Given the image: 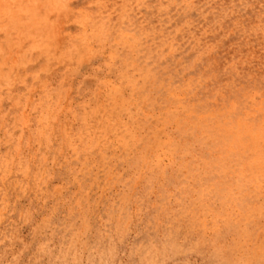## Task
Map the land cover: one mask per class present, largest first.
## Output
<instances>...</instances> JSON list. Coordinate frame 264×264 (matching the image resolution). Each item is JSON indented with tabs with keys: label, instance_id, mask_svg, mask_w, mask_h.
<instances>
[{
	"label": "rangeland",
	"instance_id": "rangeland-1",
	"mask_svg": "<svg viewBox=\"0 0 264 264\" xmlns=\"http://www.w3.org/2000/svg\"><path fill=\"white\" fill-rule=\"evenodd\" d=\"M0 264H264V0H0Z\"/></svg>",
	"mask_w": 264,
	"mask_h": 264
},
{
	"label": "bare ground",
	"instance_id": "bare-ground-1",
	"mask_svg": "<svg viewBox=\"0 0 264 264\" xmlns=\"http://www.w3.org/2000/svg\"><path fill=\"white\" fill-rule=\"evenodd\" d=\"M166 2V1H165ZM167 4V3H166ZM169 6V5H168ZM175 12V11H174ZM32 32V31H31ZM260 108V107H259ZM72 110V109H71ZM7 113V112H6ZM81 114V113H80ZM104 114V113H103ZM89 129V128H88ZM160 131V130H159ZM3 132V131H2ZM41 134V133H40ZM126 134V133H125ZM21 137V136H20ZM236 137V136H235ZM52 138V137H51ZM241 139V138H240ZM239 139V140H240ZM3 140V139H2ZM52 141V140H51ZM125 141V140H124ZM241 141H243V140H241ZM156 142V141H155ZM243 143V142H242ZM155 144V143H154ZM243 146V145H242ZM20 147V146H19ZM153 147V146H152ZM17 152H18V150H17ZM257 160H258V158H256ZM27 160V159H26ZM259 160H261V159H259ZM30 162V161H29ZM258 163V162H257ZM260 163V162H259ZM25 165V164H24ZM33 165V164H32ZM250 165V164H249ZM251 166V165H250ZM262 167H263V165H262ZM26 174V173H25Z\"/></svg>",
	"mask_w": 264,
	"mask_h": 264
}]
</instances>
